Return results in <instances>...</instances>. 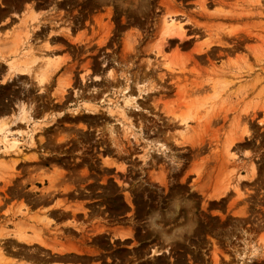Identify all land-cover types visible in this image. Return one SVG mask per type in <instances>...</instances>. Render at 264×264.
Segmentation results:
<instances>
[{
  "label": "rangeland",
  "instance_id": "obj_1",
  "mask_svg": "<svg viewBox=\"0 0 264 264\" xmlns=\"http://www.w3.org/2000/svg\"><path fill=\"white\" fill-rule=\"evenodd\" d=\"M0 19L3 244L66 264H264V0H0ZM32 53L54 60L44 89L5 76Z\"/></svg>",
  "mask_w": 264,
  "mask_h": 264
},
{
  "label": "bare ground",
  "instance_id": "obj_2",
  "mask_svg": "<svg viewBox=\"0 0 264 264\" xmlns=\"http://www.w3.org/2000/svg\"><path fill=\"white\" fill-rule=\"evenodd\" d=\"M128 4H130V5H132V2H128ZM135 4V3H134ZM7 15V14H6ZM11 15V14H10ZM5 18V17H4ZM2 19V18H1ZM0 19V20H1ZM31 19H32V17H31ZM30 19V20H31ZM34 20V19H33ZM20 22V21H19ZM171 23H173V22H171ZM173 27L175 28V30H176V32L175 33H177L179 36L182 34V26H181V24L179 23V22H177V23H173ZM174 30V29H173ZM173 30H172V32H173ZM27 49V48H26ZM33 49V48H32ZM47 50V49H46ZM30 51H32V50H30ZM24 52V51H23ZM29 52V51H28ZM35 52V51H34ZM49 52V51H48ZM9 53V52H8ZM26 53V52H25ZM11 54V53H10ZM22 54V53H21ZM3 55V54H2ZM39 55V54H38ZM38 55H34L33 53L32 54H29V55H22V56H20L21 58H16L17 60H14V61H12V62H10L9 61V63L7 62V68H8V72L7 73H5V76L7 77V76H9L8 77V79L7 80H9V78H11V74H15V75H17V76H22V75H25V74H28V75H31V76H33L32 78H34V79H36V81L40 84V83H43V81L45 80V78H46V75H48V73L47 72H49L48 71V69H50L51 68V66L54 64L53 63V59H52V61L51 60H49V59H45V57L43 58V57H40V56H38ZM45 55V54H44ZM1 56V55H0ZM19 56V55H18ZM17 56V57H18ZM46 57H50V56H46ZM10 58V57H9ZM12 58V57H11ZM2 59V58H1ZM38 61H40L41 63H39L41 66H38L37 65V67H38V69L40 70H38L37 68V73H36V70L34 69L35 67H33L34 65H36V63L38 62ZM5 66V65H4ZM1 69V68H0ZM4 70H6V69H4ZM34 71V72H33ZM3 74V73H2ZM1 73H0V76L2 75ZM4 75V74H3ZM49 75H50V72H49ZM48 75V76H49ZM4 76V77H5ZM2 77V76H1ZM30 77V76H29ZM50 77L51 76H49V79H48V77H47V79L48 80H50ZM3 78V77H2ZM31 78V77H30ZM6 79V78H5ZM18 79V78H17ZM20 79V78H19ZM33 79V80H34ZM46 79V80H47ZM3 80L4 79H0V81H1V83L3 82ZM33 80H32V82H33ZM13 81V80H12ZM36 82V83H37ZM46 82V81H45ZM4 83V82H3ZM2 83V84H3ZM35 83V82H34ZM35 83V84H36ZM37 83V84H38ZM7 84V83H6ZM36 84V86L38 87V85ZM42 84H40L39 86H41ZM46 85V84H45ZM41 87H43V89H44V86H41ZM38 89V88H37ZM36 89V91H38V90H40L41 88L39 87V89L37 90ZM42 90V89H41ZM46 91V90H45ZM42 92H43V90H42ZM79 92H77V96L79 95L78 94ZM57 94V93H56ZM58 94H59V92H58ZM61 94V93H60ZM76 94V93H75ZM81 94V93H80ZM81 96V95H80ZM79 97V96H78ZM57 98H59V97H57ZM32 99H34V98H32ZM82 99V98H81ZM59 100H61V99H59ZM18 102H19V100H18ZM21 102V101H20ZM37 103V102H36ZM41 103H43V102H41ZM24 104V103H23ZM124 104L125 105H128V104H130V101H125L124 102ZM5 105V104H4ZM6 105H8V104H6ZM16 105V104H15ZM22 105V104H21ZM26 105V104H25ZM12 106V105H11ZM43 106H45V105H43ZM22 107V106H21ZM40 107V106H39ZM1 108V107H0ZM4 108H6L5 106H4ZM11 108V107H10ZM14 108V107H13ZM37 108V107H36ZM2 109V108H1ZM27 109V108H26ZM40 109H42V107L40 108ZM88 112H89V115L90 116H93V115H95V113L94 112H90V111H93L91 108H85ZM4 110V109H3ZM13 110V109H12ZM20 110L22 111V115L23 114H25L27 111L26 110H24V108L22 109V108H20ZM10 111V110H9ZM18 111V110H17ZM95 111V110H94ZM168 111V110H167ZM166 112V111H165ZM2 113V112H1ZM18 113V112H17ZM21 113V112H20ZM81 113V112H80ZM91 113V114H90ZM170 112H166L165 113V116H166V114L168 115ZM14 114H15V112H14ZM77 114V113H76ZM82 114V113H81ZM80 114V115H81ZM4 115V114H3ZM7 115V114H6ZM12 115V114H11ZM83 115V114H82ZM10 116V115H9ZM173 117L175 120H177L178 121V124H180L181 125V129H185V128H187V123H188V121H187V119L189 118V113H187L185 116H178V115H174L173 113L172 114H170V117ZM1 117V116H0ZM15 117V116H14ZM23 117V116H22ZM25 117V116H24ZM34 117V116H33ZM166 117H168V116H166ZM165 117V118H166ZM6 118H8V117H6ZM18 118V117H17ZM21 118V117H20ZM191 118H194V116H192ZM3 119V118H2ZM79 119V117L78 116H75V117H73V120H78ZM168 119H172V118H168ZM173 119V120H174ZM162 120V119H161ZM173 120H171V121H173ZM156 121V120H155ZM154 121V122H155ZM159 121V120H158ZM169 121V120H168ZM170 121V122H171ZM2 122H5V120L4 121H1V127H0V132H3V131H5L6 133H8V130H7V128H6V126H7V124L6 123H2ZM131 123V122H130ZM140 123V122H139ZM156 123V122H155ZM131 125V124H130ZM164 125V124H163ZM174 125V124H173ZM161 126H162V124H161ZM165 126H167V125H165ZM175 126V125H174ZM177 126V125H176ZM139 128H141L140 126H139ZM167 128V127H166ZM174 128V127H173ZM178 128V127H177ZM179 130V129H178ZM177 131V130H176ZM167 132V131H166ZM4 133V132H3ZM156 133H158V131L156 132ZM181 137H183V136H181ZM166 139V138H165ZM5 142H4V141ZM3 143H5V144H7L10 140H8V138H7V135H3ZM15 140V139H14ZM17 142V141H16ZM16 142L14 141L13 142V140H12V142L10 141V144H12L10 147H12V146H14L15 144H16ZM230 143L229 144H231V141H229ZM116 143V142H115ZM4 144V145H5ZM18 144V143H17ZM117 146H118V143L116 144ZM3 147V146H2ZM1 147V148H2ZM14 147H16V146H14ZM4 149H5V147H4ZM108 164V163H107ZM109 165V164H108ZM61 184H63V183H61ZM47 196V195H46ZM63 197V196H62ZM45 199V198H44ZM62 199V198H61ZM71 199V198H70ZM51 200V199H50ZM49 200V201H50ZM66 199H65V197H64V199H63V201L61 200V202H64ZM47 201H48V199H47ZM57 201H60V200H57ZM60 202V203H61ZM44 203V202H43ZM48 203H50V202H48ZM56 203H59V202H56ZM59 203V204H60ZM67 203H69V201L67 202ZM51 204V203H50ZM58 204V205H59ZM62 204V203H61ZM60 204V205H61ZM47 205V204H46ZM70 205V204H69ZM71 205H73V203L71 204ZM70 205V206H71ZM52 206V205H51ZM62 206H64V203H63V205ZM70 206H67V209H69L70 208ZM73 206H75V205H73ZM43 207V206H42ZM50 207V206H49ZM49 207H47V208H49ZM56 207H58V206H56V204H55V206H54V209L56 208ZM60 207V206H59ZM69 207V208H68ZM72 207V206H71ZM41 208V207H40ZM53 208V207H52ZM74 208V207H73ZM46 209V208H45ZM50 209V208H49ZM54 209H53V211H54ZM63 209H66V206L63 208ZM74 209H76V207L74 208ZM74 209L73 210H71V209H69V211H74ZM35 210H36V208H35ZM42 210V209H41ZM51 210V209H50ZM60 210V209H59ZM80 210V209H79ZM39 211H40V209H39ZM38 211V212H39ZM42 211H44V208H43V210ZM76 211H78V209L76 210ZM33 212V211H32ZM46 212V211H45ZM51 212V211H50ZM61 212V211H60ZM63 213H65L64 211H62ZM68 211H66V213H67ZM28 213V212H27ZM27 213H25V214H27ZM36 213V212H35ZM49 213V212H48ZM69 213V212H68ZM75 213V212H74ZM73 212L72 213H69V214H74ZM3 214H5V212H3L2 213V217H3ZM11 214H13V212L11 213ZM23 213H21L20 212V215H22ZM36 214H38V213H36ZM40 214V213H39ZM43 214V213H42ZM58 214V213H57ZM17 215V214H16ZM31 215V214H30ZM44 215V214H43ZM54 215V214H53ZM56 215V214H55ZM13 216H15V215H13ZM35 215L33 214V216L32 217H34ZM38 216V215H37ZM46 216V215H45ZM57 217H58V215H56ZM60 216V215H59ZM71 216V215H70ZM69 216V217H70ZM9 217V216H8ZM31 217V218H32ZM41 217V219H43V217L42 216H40ZM53 217V216H52ZM67 217H68V215H67ZM77 216L75 215L73 218H76ZM24 218V217H23ZM28 218V217H27ZM35 218V217H34ZM56 218V217H55ZM25 219V218H24ZM28 219H30V217L28 218ZM40 219V218H39ZM44 219H46V218H44ZM18 220V219H17ZM31 220V219H30ZM34 220V219H33ZM35 220H37V219H35ZM48 220V219H47ZM50 220V219H49ZM48 220V221H49ZM53 220V219H52ZM52 220H50L51 222H52ZM8 221V220H7ZM28 221V220H27ZM39 221V220H38ZM44 221V220H43ZM46 221V220H45ZM49 221V222H50ZM6 222V221H5ZM23 222H24V220H23ZM41 222V221H40ZM67 222H69V221H67ZM18 223V225L20 224V226H23V225H21V223L22 222H17ZM36 223H38V222H36ZM48 224V222H45L43 225H45V224ZM54 223V222H53ZM5 224V223H4ZM24 224V223H23ZM46 224V225H47ZM51 223H49L48 225H50ZM13 225V224H12ZM17 225V224H16ZM25 225V224H24ZM32 225V224H31ZM30 225V226H31ZM154 225V224H153ZM27 226L29 227V229H30V226H29V224H27ZM25 227V226H24ZM45 227V226H44ZM21 228V227H20ZM33 228H35V226H33ZM48 228H49V226H48ZM51 228V227H50ZM49 228V229H50ZM19 229V228H18ZM17 229V230H18ZM26 229H27V227H26ZM40 229V228H39ZM43 229H45V228H43ZM34 230V229H33ZM58 230V229H57ZM67 230V229H66ZM22 231V230H21ZM24 231H27V230H24ZM38 228L36 229V231H34V232H36V234L38 235ZM41 231V230H40ZM45 231H46V229H45ZM65 231V230H64ZM46 232H49V230H47ZM51 232V231H50ZM68 232H70L69 231V229H68ZM7 233V232H6ZM6 233H4V234H6ZM1 234V233H0ZM24 235V234H23ZM26 235V234H25ZM36 235V236H37ZM46 235H48L47 233H46ZM34 236V235H33ZM35 236V237H36ZM50 236V235H49ZM2 237V236H1ZM20 237H22V236H20ZM26 237V236H25ZM122 237H124V236H122ZM33 238V237H32ZM32 238L30 237V239H29V237L27 236V238L25 239V238H23V239H20L21 240V243H23L24 241L25 242H29V243H31V242H33L34 240H37V239H35L34 238V240H32ZM50 238V237H49ZM51 240H47L48 242L50 241V243H53V242H57V241H54V240H56L55 239V237H53V241H52V238H50ZM63 239V238H62ZM66 239V238H65ZM1 240H3V239H1ZM1 240H0V263H5L4 262V256H7V254L9 253V251H8V249L5 247V245L4 244H8V245H10L11 243H2L1 242ZM15 240H16V238H15ZM19 240V238H18V241H20ZM30 240H32V241H30ZM72 240V239H71ZM23 241V242H22ZM43 241V240H42ZM52 241V242H51ZM61 240H59V242H60ZM14 242V241H13ZM16 242V241H15ZM14 242V243H15ZM36 242H38V241H36ZM39 242H41V240H39ZM38 242V243H39ZM44 242V241H43ZM68 242V241H67ZM66 241H65V243H67ZM20 243V244H21ZM54 243V244H55ZM62 243V242H61ZM61 243H58V244H61ZM19 244V245H20ZM34 244V243H33ZM44 244V243H43ZM12 245V244H11ZM18 245V246H19ZM30 245H32V243L31 244H29L28 246H30ZM36 245H38V244H36ZM35 245V247L37 248V246ZM42 245V244H41ZM41 245H39V247L41 246ZM46 244H44V245H42V246H45ZM48 245V244H47ZM53 245V244H52ZM67 245H70V243H68ZM76 244H74V246L71 248V249H69L68 248V250L70 251V250H75V252H76V249L78 250V248H77V246H75ZM21 246V245H20ZM24 246V245H23ZM54 246H57V244H55ZM62 246L64 247V245L62 244ZM25 247V246H24ZM27 247V246H26ZM49 245H48V249H49ZM62 247V248H63ZM44 248H46V246L44 247ZM61 248V247H60ZM65 248V247H64ZM75 248V249H74ZM21 249H22V246H21ZM21 249H17V251H19V252H21V253H23V257L22 258H20L21 260H20V262L21 261H25L26 263H28V264H66L67 262H68V260L69 259H67L66 257H64V251L63 252H61V251H59V252H61L59 255H53V253H50V254H48L49 255V258H47L45 255H47V254H45L44 255V258H41L42 257V255L41 254H43V253H41L39 256H41L40 258H37L35 255L36 254H32L31 256H29L30 255V253H26V251H23V250H21ZM24 250H25V248H23ZM31 249H34V248H31ZM51 249V248H50ZM54 249V248H53ZM56 249V248H55ZM54 249V250H55ZM36 250V252L38 251L37 249H35ZM54 250H52V251H50V252H53ZM66 250V249H65ZM46 251V250H45ZM56 251V250H55ZM54 251V253H56ZM69 251H67V252H69ZM35 252V251H34ZM35 252V253H36ZM39 252V251H38ZM43 252V251H42ZM58 252V253H59ZM66 252V251H65ZM20 253V254H21ZM33 253V252H32ZM81 253V252H80ZM26 254V255H25ZM29 254V255H28ZM28 255V256H27ZM69 255V254H68ZM12 256H14L13 254H12ZM56 256V257H55ZM16 257V256H15ZM20 256L18 255V258H19ZM26 257V258H25ZM75 259H77V257H74ZM25 259V260H24ZM30 260V262H28L29 260ZM7 261V260H6ZM16 261H18V260H16ZM32 261V262H31ZM57 262H65V263H57ZM24 262H22V264H23ZM6 264H8V262L6 263ZM20 264V263H19Z\"/></svg>",
  "mask_w": 264,
  "mask_h": 264
},
{
  "label": "crops",
  "instance_id": "obj_3",
  "mask_svg": "<svg viewBox=\"0 0 264 264\" xmlns=\"http://www.w3.org/2000/svg\"><path fill=\"white\" fill-rule=\"evenodd\" d=\"M8 243H10V242H8ZM5 247L8 249L9 252H10V251H15V252H17L18 254L21 253V252L17 251L16 248H12V249H10V247H14V246H12V245L5 244ZM19 256H20V255H19ZM13 257H15V256H13ZM15 258H18V255H16ZM20 258H21V256L19 257V259H20ZM9 264H10V263H9Z\"/></svg>",
  "mask_w": 264,
  "mask_h": 264
}]
</instances>
